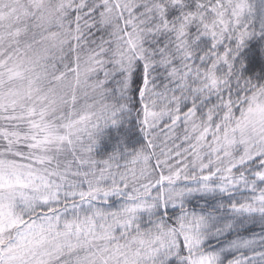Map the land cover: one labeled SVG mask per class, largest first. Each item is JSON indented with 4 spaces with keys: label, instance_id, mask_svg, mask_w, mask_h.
I'll use <instances>...</instances> for the list:
<instances>
[{
    "label": "snow or ice",
    "instance_id": "obj_1",
    "mask_svg": "<svg viewBox=\"0 0 264 264\" xmlns=\"http://www.w3.org/2000/svg\"><path fill=\"white\" fill-rule=\"evenodd\" d=\"M0 264H264V0H0Z\"/></svg>",
    "mask_w": 264,
    "mask_h": 264
},
{
    "label": "trees",
    "instance_id": "obj_2",
    "mask_svg": "<svg viewBox=\"0 0 264 264\" xmlns=\"http://www.w3.org/2000/svg\"><path fill=\"white\" fill-rule=\"evenodd\" d=\"M260 2L261 0H257L258 8ZM257 15H259V12ZM254 43H256V39L247 41L249 46ZM246 52L247 48L242 50L241 55ZM112 83L114 82H110V86H112ZM113 94H115L114 88ZM137 99L138 97H129L126 107L118 112L115 117L118 123L115 125L108 124L100 130L98 142L94 146V155L97 159H104L114 152L120 153L123 157L129 152L135 151L143 143L144 138L138 121L139 105L135 102ZM113 102L119 104L120 100L117 99ZM118 203L119 201L113 200L112 206L115 207Z\"/></svg>",
    "mask_w": 264,
    "mask_h": 264
}]
</instances>
